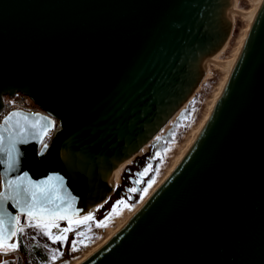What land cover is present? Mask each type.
Listing matches in <instances>:
<instances>
[{
	"label": "water",
	"instance_id": "water-1",
	"mask_svg": "<svg viewBox=\"0 0 264 264\" xmlns=\"http://www.w3.org/2000/svg\"><path fill=\"white\" fill-rule=\"evenodd\" d=\"M232 2L0 0V110L19 92L59 121L43 156L34 141L18 145L8 178L63 177L79 216L106 201L118 163L200 84ZM12 112L30 117L13 121L29 134L37 116L52 119ZM6 172L0 163V180ZM82 264H264V2L183 160Z\"/></svg>",
	"mask_w": 264,
	"mask_h": 264
},
{
	"label": "snow or ice",
	"instance_id": "snow-or-ice-1",
	"mask_svg": "<svg viewBox=\"0 0 264 264\" xmlns=\"http://www.w3.org/2000/svg\"><path fill=\"white\" fill-rule=\"evenodd\" d=\"M17 117H22L24 121L30 119L29 116L20 112H12L7 115L4 125H11L12 131L8 128H0V163L5 164L7 172L4 179L0 180V264H18L14 256L21 250L22 238L29 236L26 229H31L43 238H47L53 245L65 246L68 244V234L75 233L77 237L85 236L81 226H86L87 231L91 232L92 224L95 222V216L90 210L82 218H79L80 210L74 208L77 198L67 190L63 177L49 176L47 179L33 181L26 173L19 175L14 179L8 178V173L15 171L20 162V149L18 145L35 142L38 145L37 155L43 156L48 148L45 138L50 140V133L55 130V121L48 117L37 116L29 127L37 131L29 134L27 127H22L18 121L13 123ZM146 174H155V170L149 165L144 173H140L137 183H142ZM154 180L147 182L143 189L131 188L130 192H143L147 195ZM129 207L124 200L119 201L112 209V212L118 213L121 207ZM129 210L131 208L129 207ZM25 221H21V217ZM105 221L95 222V227L106 228ZM60 221H66L67 226L61 228ZM55 229V231H53ZM19 234V236H18ZM32 240L36 236H31ZM79 246L88 247L83 240L76 239L71 243V252L80 250ZM50 252V264H56L58 258H62L63 252L60 247L50 248L47 243L43 245Z\"/></svg>",
	"mask_w": 264,
	"mask_h": 264
},
{
	"label": "rangeland",
	"instance_id": "rangeland-1",
	"mask_svg": "<svg viewBox=\"0 0 264 264\" xmlns=\"http://www.w3.org/2000/svg\"><path fill=\"white\" fill-rule=\"evenodd\" d=\"M235 6V10H241L251 8L252 4L249 0H235ZM232 22L233 25L231 27V34L227 43L219 53H216V56L219 59H226L232 55L237 39L246 25V17H244L240 11H235L232 17ZM222 75L223 69L218 67L215 62L209 61L207 63L205 74L188 102L177 115L175 114V116L171 119V122L164 127L163 131L150 143L144 146L145 148L141 150V152L134 156L135 159L133 158V161L130 160L131 158L129 159L128 163L132 161L130 165L127 163L125 166L120 168V171L114 181L115 188L112 194L105 202L98 205L95 210L92 211L95 216V222L105 221L106 217H110L107 220L108 226L106 228H97L95 227V222H89L92 224V229L91 232H88L86 226L82 225L81 229H78L77 231L83 230L85 232V236L83 237H77L75 233L70 232L68 234V244L62 246L64 254L62 258L57 259L56 264L71 263L73 259L80 256L86 249L97 244L104 237H106L110 229L116 228L119 225L120 219L125 220L128 216V212L135 210L141 204L151 191V188L161 179L168 166L172 163L173 157L177 154L181 147V143L188 138L193 129H195L200 123L201 118L203 117V114L210 102V98L214 94L216 85L219 83ZM149 165H151V168L155 170V174H146L144 181L137 184L139 185L138 189H143L146 187L147 182L152 180L155 181L153 186L147 190V195H144L141 191L133 192L132 196L125 193L123 185L125 182L123 184L121 183L120 176L124 177L125 180L130 179L132 181H137V175L144 173L145 169L148 168ZM126 166L128 167L127 173L123 172ZM128 186L130 187V183ZM121 200H124L131 210H129V207L121 206L118 209L119 214L112 212V209ZM83 216L84 215H81L79 218H82ZM25 219V217H21L22 222H24ZM60 226L61 228L66 227L67 222L60 221ZM53 231H55V229ZM76 239L83 240L84 244H87L88 247L85 248L83 246H79V251L71 252V243ZM29 241L31 242L33 240L30 239ZM11 255L14 256V258H17V256L20 257L21 262L25 264L26 258L25 256L20 255L19 252ZM38 262L40 263L41 261H37L36 264H39ZM45 264H50V262Z\"/></svg>",
	"mask_w": 264,
	"mask_h": 264
},
{
	"label": "bare ground",
	"instance_id": "bare-ground-1",
	"mask_svg": "<svg viewBox=\"0 0 264 264\" xmlns=\"http://www.w3.org/2000/svg\"><path fill=\"white\" fill-rule=\"evenodd\" d=\"M249 1L252 4V7L249 9L235 10L236 9L235 8L236 7L235 6V0H233L232 5H231V22H232V17H233V14L235 11H240V13L244 17H246V25L243 28L242 33L240 34V36L237 39V43L234 47L232 55L226 59H219L216 56V53H219L222 50V48L225 46V44L227 43L229 36L231 34V31H230V34H229L228 38L226 39V41L224 42V44L215 53L211 54L209 56V58L207 59L206 67H207V63L209 61L215 62V64L218 67H221L223 69V75H222V78L220 79L219 83L216 85V90H215L214 94L212 95V97L210 98V102H209V104H208V106H207V108L203 114V117L201 118L200 123L197 125V127L195 129H193V131L190 133L188 138L181 143V147H180L179 151L177 152V154L173 157L172 163L168 166L166 172L163 174L161 179L151 188V191L145 197V199L141 202V204L135 210L129 211L128 216L125 220L120 219L119 225L116 228L110 229V231L106 237H104L97 244L92 245L90 248H88L86 251H84L80 256L73 259L72 262L69 264H82L87 259H89V257H91V255H93L96 251H98L101 247H103L113 237V235H115V233H117L131 219V217L136 213V211L139 209V207L142 205V203L147 199V197H149L151 195V193H153V191H155V189H157V187L164 181V179H166L172 173V171H174V169L179 165V163L183 160V158L185 157V155L187 154V152L191 148L192 144L194 143L195 139L197 138L198 134L200 133L201 129L204 127L206 121L210 117L220 95L222 94L230 76L232 75V72L236 66L239 55L242 51V48H243L244 43L247 39V36L250 32V29H251L259 11H260V8H261L263 2H264V0H249ZM232 25H233V22H232ZM206 67H205V71H206ZM205 71H204V74H205ZM4 96L5 95H3L2 98H4ZM185 104L186 103H184L183 106L176 113H174L172 115V117L166 122V124L154 135V137L151 140H149L147 143H145L136 153L143 150L145 148L144 146H146L153 139H155V137L163 131L164 127L171 122V119L175 116V114L176 115L178 114V112L184 107ZM135 154H133L132 156H134ZM131 157L121 161L114 168L113 173H112V177H113V186L112 187L113 188H115L114 181L117 177V174L120 171V168L122 166H125L129 162V159ZM103 202H105V201H102V202L96 204L93 207V210H95V208L98 205L102 204Z\"/></svg>",
	"mask_w": 264,
	"mask_h": 264
},
{
	"label": "trees",
	"instance_id": "trees-1",
	"mask_svg": "<svg viewBox=\"0 0 264 264\" xmlns=\"http://www.w3.org/2000/svg\"><path fill=\"white\" fill-rule=\"evenodd\" d=\"M26 231L29 233V236L26 238H22V245H26V247L22 246L21 250L19 251L20 255H23L26 258L25 264H36L37 261H41L40 263L38 262L39 264H45V263L50 262L49 261L50 252L43 247V245L45 243H47L50 248L60 247L61 251L63 250L62 246H60L58 244L57 245L51 244V242L48 241L47 238H43V237L39 236L37 233L32 232L31 229H26ZM18 236H19V234H18ZM31 236H36V239L30 242L29 240L31 239ZM15 260L18 262V264H23L21 262L20 257L17 256V258H15Z\"/></svg>",
	"mask_w": 264,
	"mask_h": 264
},
{
	"label": "built area",
	"instance_id": "built-area-1",
	"mask_svg": "<svg viewBox=\"0 0 264 264\" xmlns=\"http://www.w3.org/2000/svg\"><path fill=\"white\" fill-rule=\"evenodd\" d=\"M2 104H3V107L0 110V124H2L1 120L9 113L10 110L21 109L23 111H27L30 113H43L51 117L52 120L55 121V125H56L55 130L50 133L51 138L53 137V135L56 133V131L59 128L58 119L51 116L49 113L45 112L44 110H42L36 103H34L30 98H28L26 95L22 93L16 92L12 96L5 95L4 98H2ZM45 139L47 143L50 142L48 138H45Z\"/></svg>",
	"mask_w": 264,
	"mask_h": 264
},
{
	"label": "flooded vegetation",
	"instance_id": "flooded-vegetation-1",
	"mask_svg": "<svg viewBox=\"0 0 264 264\" xmlns=\"http://www.w3.org/2000/svg\"><path fill=\"white\" fill-rule=\"evenodd\" d=\"M140 152H141V151H140ZM138 153H139V152H138ZM136 154H137V153H136ZM136 154H135V155H136ZM135 155H134V156H135ZM134 156H132L130 160L133 161V160L135 159ZM133 158H134V159H133ZM132 161H131L130 163H128V164L130 165V164L132 163ZM129 165H127V166H129ZM127 166L124 168L123 172H126V173L128 172V167H127ZM122 176H123V175H122ZM138 176H139V175H137V177H138ZM120 178H121V183H122V184L125 182V184H123V185H124V192L127 193L128 195L132 196V193H133V192H130L129 190H130L131 188H133V187L139 188V185H137V184H138L137 181H136V180H135V181H132V180H130V179H129V180H128V179L125 180L124 177H121V176H120ZM119 182H120V181H119ZM126 182H127V183H126ZM129 183H130V187L128 186ZM131 184H132V186H131Z\"/></svg>",
	"mask_w": 264,
	"mask_h": 264
}]
</instances>
